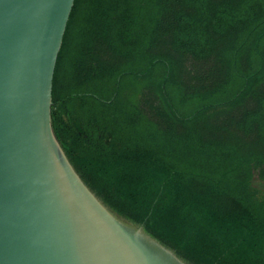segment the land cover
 I'll list each match as a JSON object with an SVG mask.
<instances>
[{
    "label": "trees",
    "instance_id": "1",
    "mask_svg": "<svg viewBox=\"0 0 264 264\" xmlns=\"http://www.w3.org/2000/svg\"><path fill=\"white\" fill-rule=\"evenodd\" d=\"M52 122L117 217L188 264H264V0H76Z\"/></svg>",
    "mask_w": 264,
    "mask_h": 264
},
{
    "label": "water",
    "instance_id": "2",
    "mask_svg": "<svg viewBox=\"0 0 264 264\" xmlns=\"http://www.w3.org/2000/svg\"><path fill=\"white\" fill-rule=\"evenodd\" d=\"M76 0H0V264H188L87 187L53 127Z\"/></svg>",
    "mask_w": 264,
    "mask_h": 264
},
{
    "label": "rangeland",
    "instance_id": "3",
    "mask_svg": "<svg viewBox=\"0 0 264 264\" xmlns=\"http://www.w3.org/2000/svg\"><path fill=\"white\" fill-rule=\"evenodd\" d=\"M256 188L261 191L264 192V182L261 181H257L256 182ZM127 224L131 225L130 223L126 222ZM132 226V225H131Z\"/></svg>",
    "mask_w": 264,
    "mask_h": 264
}]
</instances>
